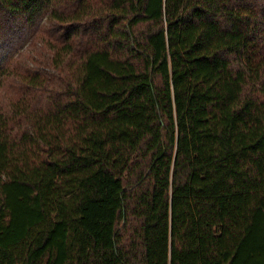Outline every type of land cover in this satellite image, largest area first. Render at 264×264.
<instances>
[{
  "label": "trees",
  "instance_id": "trees-1",
  "mask_svg": "<svg viewBox=\"0 0 264 264\" xmlns=\"http://www.w3.org/2000/svg\"><path fill=\"white\" fill-rule=\"evenodd\" d=\"M0 264H264V0H0Z\"/></svg>",
  "mask_w": 264,
  "mask_h": 264
}]
</instances>
